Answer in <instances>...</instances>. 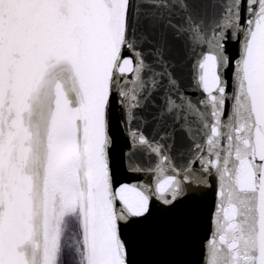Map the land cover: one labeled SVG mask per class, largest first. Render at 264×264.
Here are the masks:
<instances>
[{"label": "snow or ice", "instance_id": "6c2138e0", "mask_svg": "<svg viewBox=\"0 0 264 264\" xmlns=\"http://www.w3.org/2000/svg\"><path fill=\"white\" fill-rule=\"evenodd\" d=\"M0 264H264V0H0Z\"/></svg>", "mask_w": 264, "mask_h": 264}]
</instances>
